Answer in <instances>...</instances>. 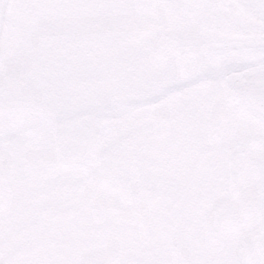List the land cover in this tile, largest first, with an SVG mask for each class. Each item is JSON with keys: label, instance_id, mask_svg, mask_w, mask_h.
Returning <instances> with one entry per match:
<instances>
[{"label": "flooded vegetation", "instance_id": "af4514ba", "mask_svg": "<svg viewBox=\"0 0 264 264\" xmlns=\"http://www.w3.org/2000/svg\"><path fill=\"white\" fill-rule=\"evenodd\" d=\"M79 1L43 19L40 73H0L25 96L0 104L4 257L249 264L264 250V19L242 0ZM45 127L63 147L42 140L48 157L23 159L35 137L22 130ZM33 169L94 178L114 211L96 202L82 223L69 212L81 202L33 199L49 187L19 183Z\"/></svg>", "mask_w": 264, "mask_h": 264}, {"label": "snow or ice", "instance_id": "6c2138e0", "mask_svg": "<svg viewBox=\"0 0 264 264\" xmlns=\"http://www.w3.org/2000/svg\"><path fill=\"white\" fill-rule=\"evenodd\" d=\"M33 0H0V61H2L4 56V43L7 39L11 40L9 36V29L15 27L13 23L12 17L15 15H19L21 12L27 11L29 6L32 4ZM264 52V49H261ZM225 82L227 81V77L224 78ZM258 80L264 82V74L258 77ZM57 111H62L57 109ZM39 119V115L36 113H30L27 117V121H35ZM86 119L85 115H82L78 118L77 121L71 122V125L74 127L79 120ZM97 120H99V116H97ZM3 122L0 121V127H2ZM63 122L60 124H55L53 127L62 126ZM24 131L30 132L33 134L35 139L31 143L30 147H25L23 152V159H30V153L33 150H41V156L43 158L48 157V153L43 151L41 141H50L52 145H54L55 149H60L63 147V143L59 141V138L51 135V130L47 127L45 128H29L22 130V134ZM92 140L100 143L96 137H92ZM3 141H0V168L6 166L7 161L4 158V148ZM89 151H92L90 148ZM71 156L73 158L79 159L82 158L83 154L81 152H72ZM92 163H97L93 161ZM100 167L103 166V159L99 161ZM87 171V166L85 168L80 169L79 171L73 173V179L78 178L79 176L84 175ZM19 183L21 184H29L30 182H34L37 186L41 184L48 185L47 192H36L33 194V199H42L44 197H48L50 199H56L57 196H62L66 199H71L74 201L81 202V207L79 209H69L70 213L77 215L80 221L83 223L89 218L90 213H94L96 210V202H99L104 209L111 213L114 211L112 198L103 192L95 191L91 188V185L95 182L94 178L86 179L82 183H53L50 179V173L48 171L40 172L33 169V172L30 177L25 178L23 176L17 177ZM27 190V189H26ZM3 197L0 195V207L3 206ZM62 207V205H61ZM60 215L61 213L57 210L53 213L52 209H46L45 215ZM4 222V218L0 216V224ZM47 227V223L45 220L41 221L40 228L44 229ZM261 232H258L257 235H261ZM4 235L3 229H0V237ZM0 264H16V261L13 260L12 257L5 258L3 255V241L0 239ZM34 264H67L62 259H54V258H44L41 257L39 260L35 261ZM71 264H80L78 261H72ZM86 264H105V262L97 260L95 258H90L86 261ZM110 264H125L120 258H116L110 262ZM131 264V262H129ZM233 264H245V262H233ZM249 264H264V250L259 251L258 257L249 262Z\"/></svg>", "mask_w": 264, "mask_h": 264}, {"label": "rangeland", "instance_id": "374dc122", "mask_svg": "<svg viewBox=\"0 0 264 264\" xmlns=\"http://www.w3.org/2000/svg\"><path fill=\"white\" fill-rule=\"evenodd\" d=\"M33 0L27 11L12 17L15 27L9 29L11 40H5L4 56L0 61V73H8L15 77H22L24 74L40 73L42 59H45L39 50L41 38L39 29L45 18L55 20L59 13L57 3H81L79 0ZM122 3V0H94V3ZM60 38L55 41L60 45ZM46 43V42H45ZM47 47H50L46 43ZM41 47V48H40Z\"/></svg>", "mask_w": 264, "mask_h": 264}, {"label": "water", "instance_id": "95a60500", "mask_svg": "<svg viewBox=\"0 0 264 264\" xmlns=\"http://www.w3.org/2000/svg\"><path fill=\"white\" fill-rule=\"evenodd\" d=\"M242 1L244 2V4L250 7L251 10L255 12L259 17H262L264 19V0H242ZM253 37L255 38L254 42L256 45L264 44V36L253 35ZM14 90H16L17 93L19 94L22 89L20 88V86L15 85V83L12 80L0 79V96H2V98H0V104H4L6 106L17 104V102H19V100H16L17 97L19 99H22V97H25L23 95L21 97L19 94V96H17L16 98H13V101L10 100L13 94L12 91ZM14 95L15 94H13V96ZM7 96H9L10 98L6 99Z\"/></svg>", "mask_w": 264, "mask_h": 264}]
</instances>
